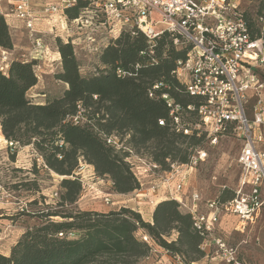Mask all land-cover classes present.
<instances>
[{
  "label": "trees",
  "instance_id": "1",
  "mask_svg": "<svg viewBox=\"0 0 264 264\" xmlns=\"http://www.w3.org/2000/svg\"><path fill=\"white\" fill-rule=\"evenodd\" d=\"M89 2L79 0L66 9V15L69 19L78 17ZM263 10L264 0L258 19L253 20L242 11L255 39H264V26L259 22L260 17L264 18ZM134 32L123 29L112 35L99 55L101 65L93 68L96 71L89 69L93 72L89 76L82 74L87 68L81 64L72 42L67 41L70 36L67 39L58 36L60 62L55 77L67 86L60 96L47 103L35 102L29 95L38 83V61L18 56L7 70H0L3 135L21 145L34 144L42 151L49 149V153L43 154L45 165L67 176L61 183L64 190L58 201L61 209L37 214L42 222L28 228L9 253L0 252V264H140L141 260L152 264L148 260L154 249L165 251L185 264H196L209 254L202 249L205 233L176 199L160 201L154 208L152 221H145L140 212L126 206L99 212L75 205L83 190L82 180L76 174L81 160L92 165L98 177L112 182V193L127 194L141 187L127 160L129 151L109 145V136H118L136 153L151 158L164 169L168 168V159L178 158L181 152L179 162H187L191 156L187 154L188 148H200L205 141L203 136L174 132L169 122L165 126L158 123L160 118L169 120L163 94L183 105L195 101L174 73L178 61L189 57L192 45L176 47L174 36L168 32L149 44L143 32ZM0 47L14 48L8 19L2 14ZM118 68L127 74L119 76ZM157 82L163 86L150 97L149 92ZM79 106L87 120L75 124L69 117L78 113ZM180 140L188 141L186 148L177 145ZM149 146L155 154L141 153L142 148ZM234 194L216 199L225 202ZM225 218L224 225L228 221ZM173 232L178 238L172 239ZM224 232L223 229L221 234ZM144 234L151 244L143 240Z\"/></svg>",
  "mask_w": 264,
  "mask_h": 264
},
{
  "label": "built area",
  "instance_id": "2",
  "mask_svg": "<svg viewBox=\"0 0 264 264\" xmlns=\"http://www.w3.org/2000/svg\"><path fill=\"white\" fill-rule=\"evenodd\" d=\"M240 1L90 0L78 17L69 19L66 9L79 0H0V14L23 21L30 32L31 46L26 50L28 53H21L23 60L50 61V48L42 34H53L57 28L58 36L65 38L63 35L69 26L77 30L76 40L72 35L66 38L74 45L77 55V46H82L81 35H86L88 45L101 53L109 41L102 36L103 29L116 24L119 31L143 32L149 44L168 32L174 36L176 47L192 45L189 57L178 61L174 73L195 101L183 105L163 94L169 120L160 118L158 123L165 126L169 122L171 129L179 134L203 136L211 146L222 137H236L241 142L237 162L242 172L233 198L220 202L216 198L203 199L199 192L180 195L187 187L191 170L205 160L204 148H196L187 162L168 159V168L164 169L151 158L136 153L116 135L107 137V143L115 149L129 151L127 160L141 183L137 192L140 191L144 201L157 205L162 192L165 199L178 200L191 213L195 225L205 233L202 249L208 250L207 257L211 259L219 257L220 264H248L222 236L223 219H237L233 228L244 231L257 222L264 210V39L252 37L248 21L239 8ZM46 13L48 18L41 17ZM55 15L59 16L57 20H53ZM40 17L47 23L37 28ZM259 22L264 26L263 17ZM46 26L49 30L43 32L41 29ZM12 60L13 50H2L0 70H7ZM59 62L58 56L54 66L46 64L54 69ZM117 73L127 74L119 68ZM162 86L161 82L155 83L149 96L154 97L155 89ZM188 114L194 116V122L185 120ZM69 119L75 124L87 120L81 106ZM140 174L148 177L149 182L144 183ZM101 181L105 182V178ZM101 195L106 205L114 204L111 192ZM142 238L151 244L148 235Z\"/></svg>",
  "mask_w": 264,
  "mask_h": 264
},
{
  "label": "rangeland",
  "instance_id": "3",
  "mask_svg": "<svg viewBox=\"0 0 264 264\" xmlns=\"http://www.w3.org/2000/svg\"><path fill=\"white\" fill-rule=\"evenodd\" d=\"M262 1L241 0L239 8L241 11L245 10L255 20L260 16L258 15V10L260 9ZM41 17L48 18L49 14H43ZM41 17L37 21V28H41L42 25L47 23ZM58 17V15H55L53 20H57ZM7 19L11 28L18 31L22 28L25 30L27 36L24 38L23 43L24 45L27 44L25 47L30 48V32L25 27L24 22L13 16H8ZM69 28L63 36L68 38L72 35L76 40L77 30L75 31L71 26ZM114 28L115 32L112 31ZM118 29V24L113 28L108 25L107 29H103L102 36L108 37L109 40L112 35L119 33ZM41 30L43 32L48 31L49 27L46 26ZM58 35H60V31L57 28L53 31V34L47 32L42 34L46 44L49 45L50 54L48 58L51 60L46 59L45 62H39L37 68L38 83L29 91V95L34 97L32 99L38 103H47L53 98L60 96L67 86L65 82L55 77V73H57L55 71H57L58 67L56 66L54 69L50 67V65L54 66V60L58 57L56 43ZM81 37L84 41L81 39L82 46H77L78 58L81 64H84L87 68L82 74L89 76L93 74L89 69L101 65L100 53L95 52L89 46L90 44L86 35H81ZM22 52L28 53L24 49H22ZM16 56L20 55H15L13 52V59ZM46 63H50V65ZM3 65L5 67V64ZM185 120L187 122H194L195 118L193 115L188 114ZM9 142L10 140L6 139L3 135L0 124V252L5 253H9L13 245L28 228L42 222V219L38 217L39 213L42 211L47 213L48 211L51 212L61 209L58 206L61 193L64 191L61 183L67 177L66 175H61L49 169L45 165L43 154L44 151L49 153V149L42 151L34 144L21 145L13 142V145H9ZM177 145L186 148L188 141H177ZM200 146V148L206 150L207 156L204 161L199 162L191 170L187 187L180 195L184 196L187 194L190 196L194 192H199L203 199L217 198L223 195L232 196L238 187L242 172L237 162L241 142L233 135H228L220 138L219 142L214 146L209 145L204 140L200 143ZM142 149L141 153L145 155L151 156L155 154V150L151 146ZM194 153L195 150L189 147L188 156ZM182 154V152L178 153V158L174 160L171 158V160L179 162V157ZM81 163L84 165L81 166ZM77 172H80L78 176L83 183V190L75 204L77 208L82 210L102 208L108 209L107 212H109L113 209L118 210L121 206H126L140 212L143 219L149 221V211L155 208L156 205L152 206L148 204L137 191L122 196H113L114 204L106 205L101 194L103 192H111L112 190L106 183L101 181L102 177L97 181L98 179L95 178L97 176L95 168L84 160H81ZM140 176L145 183L146 176L143 174H140ZM100 191L102 192L100 193ZM225 219L228 221H225V225L223 224V229L226 232L222 236L230 246L237 249L238 257L248 264H264V210L257 222L249 225L244 231L233 228L235 224L234 218L227 217ZM236 222H238L237 219ZM172 234V239L178 238L177 233L173 232ZM153 252V255L149 257L152 264H185L179 258H173L169 253L161 251L160 249H154ZM218 258L211 259L206 256L197 261L196 264H220ZM140 264H145L144 260H141Z\"/></svg>",
  "mask_w": 264,
  "mask_h": 264
},
{
  "label": "crops",
  "instance_id": "4",
  "mask_svg": "<svg viewBox=\"0 0 264 264\" xmlns=\"http://www.w3.org/2000/svg\"><path fill=\"white\" fill-rule=\"evenodd\" d=\"M10 32H11V36H12V40H13V44H14V48H13V52L15 53V55H21L22 52V49L24 50H28L29 47H25L26 45H24L23 41H24V38H26V32L25 30L22 28V29H19L18 30H15L13 28L10 27ZM22 48V49H21ZM4 50V48H1L0 47V51ZM98 181V180H97ZM145 182L148 183L149 182V178L146 177L145 178ZM107 184V186H109V188H111V181L109 179H105V182ZM112 193V191H111ZM135 193V192H133ZM138 194H140V191L137 192ZM124 194H118V193H112V197L113 196H122ZM160 195H162V197H159V202L162 201V200H165V196L163 195V193L161 192ZM94 210H99V211H103V212H107L108 209H102V208H92ZM154 209V208H153ZM153 209H151L149 212H150V219H148L149 221H152V217H153ZM149 263H151V260H148ZM147 262H145L146 264Z\"/></svg>",
  "mask_w": 264,
  "mask_h": 264
}]
</instances>
